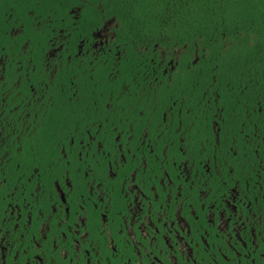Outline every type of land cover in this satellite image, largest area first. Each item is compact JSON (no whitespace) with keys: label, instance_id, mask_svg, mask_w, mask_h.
Here are the masks:
<instances>
[{"label":"flooded vegetation","instance_id":"af4514ba","mask_svg":"<svg viewBox=\"0 0 264 264\" xmlns=\"http://www.w3.org/2000/svg\"><path fill=\"white\" fill-rule=\"evenodd\" d=\"M45 1L0 0V264H264V98Z\"/></svg>","mask_w":264,"mask_h":264},{"label":"trees","instance_id":"16d2710c","mask_svg":"<svg viewBox=\"0 0 264 264\" xmlns=\"http://www.w3.org/2000/svg\"><path fill=\"white\" fill-rule=\"evenodd\" d=\"M58 1H87L121 19L127 40L170 52L185 47L188 56L197 51L199 66L215 74L224 99L242 98L243 90L264 98V0Z\"/></svg>","mask_w":264,"mask_h":264}]
</instances>
